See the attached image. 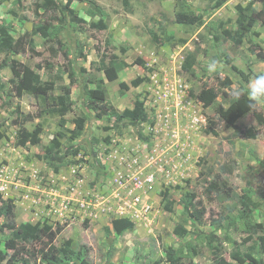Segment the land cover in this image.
<instances>
[{
  "label": "rangeland",
  "instance_id": "rangeland-1",
  "mask_svg": "<svg viewBox=\"0 0 264 264\" xmlns=\"http://www.w3.org/2000/svg\"><path fill=\"white\" fill-rule=\"evenodd\" d=\"M218 1L75 0L72 8L85 22L64 24L40 0H0V23L16 39L34 42L18 55L0 53V196L15 205L18 227L60 228L55 245L71 240L89 264H171L174 253L180 264H215L220 257L239 264L236 252L264 259L256 253L260 236L247 230L249 221L264 223V111L244 115L236 133L216 110L234 102V87H247L239 71L264 72V24L238 10L259 12L264 2L227 0L218 7ZM181 14L199 21L190 24ZM212 57L223 62L218 74L206 70ZM103 60L106 68L120 65L115 80ZM13 61L24 69L21 83ZM37 78L48 87L47 105L31 92ZM86 82L104 90L119 114L99 117L83 94ZM68 88L71 110L63 116ZM210 88L218 94L213 107L197 99ZM137 101L150 120L121 119ZM19 125L37 131L38 144L19 146ZM248 131L253 138L244 136ZM54 139L66 157L58 170L46 152ZM186 205L201 220L185 213ZM247 209L255 213L244 219ZM123 219L135 227L119 235L115 222ZM5 222L0 217V227ZM178 227L188 233L177 235ZM10 236L0 230L7 258Z\"/></svg>",
  "mask_w": 264,
  "mask_h": 264
},
{
  "label": "trees",
  "instance_id": "trees-1",
  "mask_svg": "<svg viewBox=\"0 0 264 264\" xmlns=\"http://www.w3.org/2000/svg\"><path fill=\"white\" fill-rule=\"evenodd\" d=\"M59 1V0H58ZM56 2L55 0H40L42 8L47 11L48 13L57 12L61 14L62 18L60 17H53L55 20H59L64 24H67L68 19L73 24H77L82 21L78 18L76 11L72 8V4L75 0H68L67 4L63 2ZM227 0H219L218 7L222 6ZM264 2V0H262ZM1 4V3H0ZM90 4L95 7L96 11L100 15H105L103 9L96 5L94 2H90ZM264 6V4H263ZM239 14L241 17L245 16L246 19H250L253 22L262 21L264 24V7L259 12H252L250 14H246V9L243 7H238ZM181 20L186 21L190 24H195L199 20L198 18H194L188 16L186 14L179 15ZM239 26L244 28L246 24L242 21H239ZM93 27L96 29L107 28V26L101 25L100 23L93 24ZM235 42L239 46L242 40V34L237 33L234 38ZM27 47L31 49L34 48L33 40L26 41L24 37L16 39L10 32L9 25L5 23H0V53L4 55L10 54H21L24 53ZM256 52V51H255ZM259 57L264 62V54L259 52ZM105 60H103V66L105 68L107 77L109 80H115L119 70L121 69L120 65H115V68H106L104 64ZM14 77L21 83L22 82V75L24 69L22 64L13 61L10 66ZM241 77H243L244 82L248 83L249 79L255 75V73L251 72L246 74L244 71H239ZM76 79L72 76L71 84H74ZM225 84L226 86H230L231 83L227 81ZM243 88H245L243 86ZM246 89V88H245ZM21 90V87L19 88ZM48 87L42 85L41 79L35 80V85L32 87L31 92L34 96L38 97L45 105H47L48 100ZM66 94L68 98V107L64 111H62V115L65 116L67 112L71 110V100L70 88L66 89ZM83 94L85 97L90 101L91 108L95 111H99L98 116L102 117V114L105 115H118L119 113L114 109L111 105L107 102V94L104 90H94L91 89L88 83H84L83 85ZM197 99L205 104L207 107H213L216 105V100L218 99L217 92L210 88L205 89L203 92L197 96ZM217 113L220 115L221 119H223L229 126H232L238 133L239 127L236 125L237 122L247 113L250 112V109L247 107L246 98H242L239 102H233L228 108L224 106L217 107ZM120 118L132 122H139V123H146L150 120V115L146 111L145 105L142 101H137L133 109H126L120 114ZM81 125H79L77 132L74 134V137L78 136V131H80ZM38 132H29L28 129L24 125H19V137H18V145L21 147H25L28 143L30 144H38L39 137L37 136ZM245 137L253 138L254 134L248 131L244 133ZM3 136L0 134V140ZM141 140L147 141L148 139L145 138L142 134L139 135ZM73 148V155H77L79 153V148ZM60 144L58 139H54L52 141V145L50 148L46 149L47 154L49 155L50 162H57L55 170H58L60 165L65 164V156L60 155ZM233 161H231L232 163ZM225 171L229 172V174L233 172L231 167L226 168ZM227 193V191H224ZM218 193V192H217ZM222 193L221 191L219 192ZM0 196V217H4L6 222L2 227H0L1 231L9 230L11 232V236L9 240L6 242L5 247L6 250L12 251L11 256L7 258V254L0 251V261H7V264H89L85 261L87 257L84 249H80L78 253L73 251V242L68 240L67 242L63 243L61 246L55 245L58 237L61 235L62 230L60 228L54 230L49 225H44L41 227L38 225L32 224H25L18 227L16 222L15 216V205L9 201L2 200ZM250 198V197H248ZM248 206V205H247ZM249 208V207H248ZM185 213L190 214V216L196 217V219L201 220V216L197 212L190 213L191 210L189 206L186 205ZM255 211L253 210H245L244 211V219H249L252 217ZM249 221V220H248ZM222 222L215 221V225L220 226ZM135 227L134 223L128 220H118L115 222L114 230L117 234L121 235L125 231L133 230ZM248 231L256 236L259 235V240L257 241V250L256 253L260 255H264V223H251L248 222ZM176 234L179 236H185L188 231H186L183 227H178L175 230ZM1 245V244H0ZM84 247V246H83ZM177 254L174 253L173 259H171V264H180V258L176 256ZM234 260L237 261L239 264H264L263 258H255L256 256L253 253H246L244 255H240L239 252L233 255ZM81 259V263L76 261L74 263V258ZM215 264H233L226 261L223 258L215 259Z\"/></svg>",
  "mask_w": 264,
  "mask_h": 264
},
{
  "label": "clouds",
  "instance_id": "clouds-1",
  "mask_svg": "<svg viewBox=\"0 0 264 264\" xmlns=\"http://www.w3.org/2000/svg\"><path fill=\"white\" fill-rule=\"evenodd\" d=\"M223 69V62L220 58H209L206 70L210 74H218ZM242 98H246L247 107L250 112L258 113L264 111V72L252 76L247 87H234L231 91V99L236 103Z\"/></svg>",
  "mask_w": 264,
  "mask_h": 264
}]
</instances>
